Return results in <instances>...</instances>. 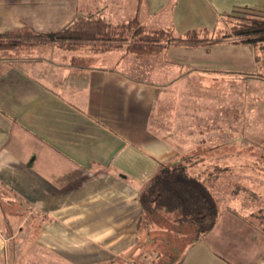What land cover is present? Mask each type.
<instances>
[{"label": "crops", "instance_id": "0c3cea01", "mask_svg": "<svg viewBox=\"0 0 264 264\" xmlns=\"http://www.w3.org/2000/svg\"><path fill=\"white\" fill-rule=\"evenodd\" d=\"M241 6L264 9V0H0V33L51 34L89 12L112 22L137 15L175 34L216 33ZM90 44L63 49L49 39L28 54H0V264H136L132 256L152 254L160 236L139 223V192L162 164L194 155L201 161L191 169L204 161L208 171L224 168L208 182L220 213L197 241L173 248L167 264H264V205L216 185L234 171L227 162L243 160L225 119L217 126V84L256 72L255 47L223 39L138 56ZM255 181L264 200V176Z\"/></svg>", "mask_w": 264, "mask_h": 264}, {"label": "trees", "instance_id": "16d2710c", "mask_svg": "<svg viewBox=\"0 0 264 264\" xmlns=\"http://www.w3.org/2000/svg\"><path fill=\"white\" fill-rule=\"evenodd\" d=\"M224 26L216 33L191 29L175 34L170 27H147L137 15L127 20L112 22L98 13L77 15L71 22L48 34L23 27L0 33V54L16 51L32 41L53 40L63 49H75L80 43H91L89 50L105 52L122 47L138 56L157 54L169 44H206L239 37L236 42L250 43L264 58V9L247 6L234 8L222 17ZM32 44V43H31ZM258 52V53H257ZM262 76V75H261ZM201 158L189 156L172 164H162L138 194L142 209L139 223L159 225L167 220L174 226L176 235L188 227L190 240L197 241L214 226L220 213V205L208 185L217 172L224 169L213 165L194 173L191 168ZM257 215L253 213L252 216ZM264 230V226L259 225ZM148 251L140 259L148 256ZM142 257V258H141Z\"/></svg>", "mask_w": 264, "mask_h": 264}, {"label": "rangeland", "instance_id": "374dc122", "mask_svg": "<svg viewBox=\"0 0 264 264\" xmlns=\"http://www.w3.org/2000/svg\"><path fill=\"white\" fill-rule=\"evenodd\" d=\"M231 39L238 41L239 37L231 36ZM31 43H38V41H32ZM31 43L24 44L25 46H20L16 51L23 54L30 53L32 49ZM118 53L119 52L112 53L111 55L114 56ZM163 54H167L166 51L162 53V56H164ZM259 58L260 61L255 62L258 67L256 72L244 73L245 75L241 74L239 77L237 74H233L231 81H228V78H225L226 82H218L216 89L217 106L219 105L220 107V109H217L216 111V116L218 118L217 126H222L225 119L226 137H228L229 132L233 143L232 153L233 155H239V153H242L241 158L243 159L242 161L232 160L231 162H227L230 163V167L228 165L225 167H228V169L233 168L234 171H231L225 176H221L217 180L216 185L223 187L228 194H230L231 191H237L239 201L243 200V202H247L252 207L264 205V200H261V197H257V195H259L258 193H254L256 187L260 185L255 180L264 176V58L261 53L259 54ZM256 76H259V78ZM219 86L222 87L221 90L219 89ZM223 88L226 89V93H224ZM229 88L231 89V114L229 111L225 113L229 108L227 99V91ZM205 91H207V89ZM225 97L226 100L224 102ZM223 105H225V108H222ZM229 120L231 122L230 129L228 124ZM217 132L219 133L217 139L222 138L223 134L220 133L221 130H218ZM243 140L247 141L246 144L243 143L245 142ZM240 142L241 144H239ZM202 148L203 147H201V149ZM201 152L204 153V149H202ZM208 163V161L200 163L195 169H191V172L196 173L208 167ZM239 169L248 172L259 170L262 171V173H260V177H243L240 176V172H237ZM246 174L255 175L253 172ZM207 182L210 181L208 180ZM212 184L213 182H211V185ZM222 196L223 197H220V201L222 203L221 207L224 209L223 202L225 200L223 193ZM227 199H229V195L227 196ZM227 199L226 203H228ZM229 205L233 204L231 203ZM234 206L237 208L241 207L237 203L234 204ZM152 228H159L155 232H160V236L158 240L151 241L150 243L152 254L148 253L150 255L144 259H140L138 257V255H140L138 250L137 253L132 256L136 264H167L171 262L173 248L179 251L181 248L185 247L190 240V231L188 227L184 228L181 235H176L174 233V226L172 227L167 220H163L159 225H152ZM151 238H153V236ZM141 254H143V252ZM131 263L132 262H130V264Z\"/></svg>", "mask_w": 264, "mask_h": 264}]
</instances>
